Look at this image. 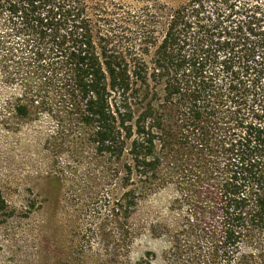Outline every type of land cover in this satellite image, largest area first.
I'll return each mask as SVG.
<instances>
[{
	"label": "trees",
	"instance_id": "16d2710c",
	"mask_svg": "<svg viewBox=\"0 0 264 264\" xmlns=\"http://www.w3.org/2000/svg\"><path fill=\"white\" fill-rule=\"evenodd\" d=\"M89 5L0 0V62L40 81L16 113L62 109L75 170L91 147L90 167L127 190L126 219L170 183L192 187L200 264H264V1L99 10L97 31Z\"/></svg>",
	"mask_w": 264,
	"mask_h": 264
},
{
	"label": "rangeland",
	"instance_id": "374dc122",
	"mask_svg": "<svg viewBox=\"0 0 264 264\" xmlns=\"http://www.w3.org/2000/svg\"><path fill=\"white\" fill-rule=\"evenodd\" d=\"M87 1L94 31L100 11L142 15L190 2ZM206 5L211 13L226 9ZM13 66L0 62V264H200V209L193 188L170 183L126 219L127 190L90 167L91 147L83 145L85 158L75 170L78 129L62 109L35 105L25 117L16 113L17 103L39 100L33 95L40 81L25 71L16 77Z\"/></svg>",
	"mask_w": 264,
	"mask_h": 264
}]
</instances>
